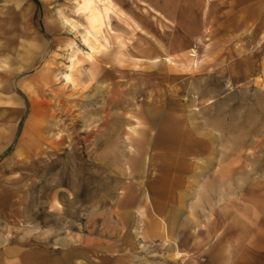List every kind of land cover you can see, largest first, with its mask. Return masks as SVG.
<instances>
[{"label":"rangeland","instance_id":"obj_1","mask_svg":"<svg viewBox=\"0 0 264 264\" xmlns=\"http://www.w3.org/2000/svg\"><path fill=\"white\" fill-rule=\"evenodd\" d=\"M100 4L89 57L76 0H0V246L136 264L129 209L176 180L192 215L264 218V0Z\"/></svg>","mask_w":264,"mask_h":264},{"label":"crops","instance_id":"obj_2","mask_svg":"<svg viewBox=\"0 0 264 264\" xmlns=\"http://www.w3.org/2000/svg\"><path fill=\"white\" fill-rule=\"evenodd\" d=\"M208 47L206 44L203 52ZM177 182V185L172 181L164 185V191H174L176 198L164 200L162 194H154L150 206L144 203L130 207L129 214L143 223V244L147 240L158 242L155 247H144L143 252L137 248L136 264H192L200 258L205 260L198 264H264V218L258 217L254 209L246 220L240 214L225 215L223 210L207 217L192 215L185 210L186 187ZM237 202L233 206L239 208ZM193 210V214L198 213L197 209ZM90 252L84 254L73 248L67 252L56 249L45 253L10 244L0 246V264H98Z\"/></svg>","mask_w":264,"mask_h":264},{"label":"bare ground","instance_id":"obj_3","mask_svg":"<svg viewBox=\"0 0 264 264\" xmlns=\"http://www.w3.org/2000/svg\"><path fill=\"white\" fill-rule=\"evenodd\" d=\"M166 1L167 0H165V2ZM76 12L84 20V23H82L83 31L81 34V38H82L83 43L87 47V52L85 54H88L89 57L94 56V53L97 52V49L100 44V41H99L100 30L104 29V27L106 26V14L104 12V8L100 4V0H76ZM70 24L73 28L77 27L72 22H70ZM72 47L73 46L71 45V48ZM77 53H78L77 49L71 50L70 56H69V63L67 64L66 72L62 74L66 82H69L74 85H75V79H74L75 77L73 76V71H74V68L76 67L75 65H77L76 64L77 57H78ZM165 59L167 61H170L169 56L165 57ZM186 62L188 65H191V64L193 65L195 63L197 64L198 62H200V60H197L196 58V60L189 59Z\"/></svg>","mask_w":264,"mask_h":264},{"label":"built area","instance_id":"obj_4","mask_svg":"<svg viewBox=\"0 0 264 264\" xmlns=\"http://www.w3.org/2000/svg\"><path fill=\"white\" fill-rule=\"evenodd\" d=\"M194 51V50H193ZM191 55H193V52H192V54ZM195 55V54H194Z\"/></svg>","mask_w":264,"mask_h":264}]
</instances>
